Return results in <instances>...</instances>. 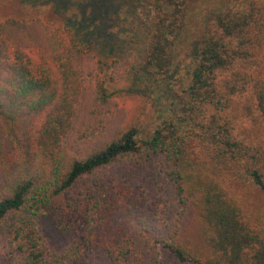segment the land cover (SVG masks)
Masks as SVG:
<instances>
[{"label": "trees", "instance_id": "1", "mask_svg": "<svg viewBox=\"0 0 264 264\" xmlns=\"http://www.w3.org/2000/svg\"><path fill=\"white\" fill-rule=\"evenodd\" d=\"M44 1L57 16L0 21V264H157L159 248L183 264H264V228L229 186L264 195V148L224 115L250 89L264 119V0ZM129 65L124 86L100 79ZM116 96L152 101L147 136L112 113Z\"/></svg>", "mask_w": 264, "mask_h": 264}, {"label": "rangeland", "instance_id": "2", "mask_svg": "<svg viewBox=\"0 0 264 264\" xmlns=\"http://www.w3.org/2000/svg\"><path fill=\"white\" fill-rule=\"evenodd\" d=\"M26 15L47 19L55 15V12L53 11L52 5L44 0H0V21L8 17ZM139 22L141 23V20ZM138 39V42H132L131 44L136 57L139 59L140 55L144 54V43L143 37L139 36ZM258 60L259 63L252 70V74L263 79L264 84V34L261 38ZM130 62L133 64L134 59L131 58ZM131 66L132 65H129L127 68L122 66L124 69L119 74L103 73L100 75V79L104 80L109 89L113 91L124 86L123 84H128L127 77L132 70ZM92 67V59L83 62L82 72L87 83L95 79L89 75ZM112 113L114 115L119 114L126 124L136 121L141 132L140 137L147 136L150 130L159 122L152 101L145 104L139 97L116 96L113 101ZM224 115L232 120V132L236 139L245 144L264 148V119L255 109L254 97L250 89L246 94L236 96L233 105L225 111ZM213 176L217 179L220 177L219 174H214ZM229 186L232 194L241 202L245 210L250 213L252 222L264 228V195L259 190L252 187H245L232 183H230ZM41 224L44 228L45 235L50 240V244L54 249H62L66 241L65 235L55 231L49 220L43 219L41 220ZM183 224L185 235L192 240L194 245L198 244V247L202 248L199 242L200 238L202 239L200 235V222L192 216H186ZM158 252L159 258L157 264H183L177 262L171 254L167 253L162 248H159Z\"/></svg>", "mask_w": 264, "mask_h": 264}]
</instances>
